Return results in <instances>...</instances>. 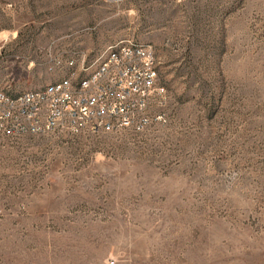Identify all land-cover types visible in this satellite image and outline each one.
<instances>
[{"label":"rangeland","instance_id":"rangeland-1","mask_svg":"<svg viewBox=\"0 0 264 264\" xmlns=\"http://www.w3.org/2000/svg\"><path fill=\"white\" fill-rule=\"evenodd\" d=\"M2 34L11 96L131 38L166 104L142 131L0 134V264H264V0H0Z\"/></svg>","mask_w":264,"mask_h":264},{"label":"built area","instance_id":"built-area-1","mask_svg":"<svg viewBox=\"0 0 264 264\" xmlns=\"http://www.w3.org/2000/svg\"><path fill=\"white\" fill-rule=\"evenodd\" d=\"M116 41L115 58L101 61V72L93 77L81 78L79 57H70L53 62L68 69L59 86L31 90L20 102H10L0 89V134L142 131L153 118L165 121L163 114L151 113L166 104L153 47H136L131 38Z\"/></svg>","mask_w":264,"mask_h":264},{"label":"bare ground","instance_id":"bare-ground-1","mask_svg":"<svg viewBox=\"0 0 264 264\" xmlns=\"http://www.w3.org/2000/svg\"><path fill=\"white\" fill-rule=\"evenodd\" d=\"M6 35L2 34L0 35V38H5ZM134 45L136 47H148L151 46L147 43H140L135 42ZM111 49H118V41H115L111 44H109V49H105L104 51L100 52V54L92 61V62H86V57L83 55H79V65L80 67H84L83 70H81V78H90L94 75L100 74L101 72V61H112V59L115 58V50ZM152 64L155 63V55H152ZM157 79H158V71H157ZM60 80L53 82L51 84H48L47 86L43 87H49V86H59ZM4 95L9 96L10 102H20L22 101V98H30L31 97V91L21 93L16 96H11L4 92Z\"/></svg>","mask_w":264,"mask_h":264}]
</instances>
